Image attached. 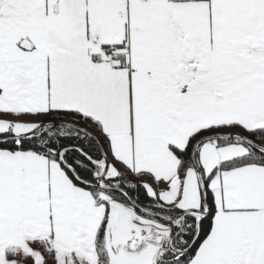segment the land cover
Returning <instances> with one entry per match:
<instances>
[{
	"label": "snow or ice",
	"instance_id": "snow-or-ice-1",
	"mask_svg": "<svg viewBox=\"0 0 264 264\" xmlns=\"http://www.w3.org/2000/svg\"><path fill=\"white\" fill-rule=\"evenodd\" d=\"M0 264H264V0H0Z\"/></svg>",
	"mask_w": 264,
	"mask_h": 264
}]
</instances>
